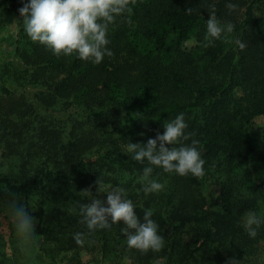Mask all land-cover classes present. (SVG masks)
Wrapping results in <instances>:
<instances>
[{"label":"trees","instance_id":"obj_1","mask_svg":"<svg viewBox=\"0 0 264 264\" xmlns=\"http://www.w3.org/2000/svg\"><path fill=\"white\" fill-rule=\"evenodd\" d=\"M21 6L0 0V28L19 25L15 60L0 62V193L34 217L44 264H84L82 251L107 264H264V226L254 239L241 227L246 212L264 215V0H129L100 64L33 42ZM209 14L233 31L211 40ZM180 113L204 175L152 166L144 178L147 161L126 145L163 133ZM98 179L124 188L141 219L153 210L160 251L128 247L122 222L87 229L82 191L106 199ZM149 179L162 190L145 194ZM21 253L13 263H27Z\"/></svg>","mask_w":264,"mask_h":264},{"label":"clouds","instance_id":"obj_2","mask_svg":"<svg viewBox=\"0 0 264 264\" xmlns=\"http://www.w3.org/2000/svg\"><path fill=\"white\" fill-rule=\"evenodd\" d=\"M21 3L18 12L23 19L25 33L33 42L45 46L55 55L75 54L80 60L100 64L105 56L112 55L107 47L110 43L109 25L124 13L129 0H21ZM187 11L190 13L191 9ZM206 31L208 37L215 40L223 33H231L233 25H222L214 14H209ZM237 44L240 48L245 47L240 41ZM163 127V133L158 132L146 143L129 142L124 149V153L131 154L135 161H147L149 166L143 168V177L147 179L151 176L152 166L180 176H203L205 160L200 142L191 138L192 133L186 132L188 125L184 114H178ZM96 183L97 191L106 193V199L94 198L87 189L82 191L91 200L79 205V214L87 229H108L122 222L121 234L126 238L128 247L142 252L160 251L165 241L159 234L158 223L152 219L153 210L145 209L141 219L124 188L105 185L100 179ZM163 187L158 180L149 179L143 190L149 194L159 192ZM9 208L10 223L17 236L22 242L33 240L38 234L30 211L18 200L12 202ZM262 226L264 215L256 211H248L241 217V227L249 238H256ZM228 264H239V261L232 258Z\"/></svg>","mask_w":264,"mask_h":264},{"label":"rangeland","instance_id":"obj_3","mask_svg":"<svg viewBox=\"0 0 264 264\" xmlns=\"http://www.w3.org/2000/svg\"><path fill=\"white\" fill-rule=\"evenodd\" d=\"M18 30V23L0 28V62L15 60L13 41ZM257 122L259 125H262L264 127L263 119H259ZM210 189L214 190V187L211 186ZM103 195H105V193H103ZM3 198L4 196L0 193V237L2 236L0 238V241L4 244L3 246V244L0 243V264H15L16 262H13L15 258L14 252L16 251V248L20 251H23V253L19 254V256L27 259L26 264H44V261L46 259L45 254L37 249L38 246L42 243L43 238L41 236H36L31 241L22 242L10 223L11 213L9 205L12 202L17 201L18 199L8 197V199L3 200ZM1 252H5L7 254V257L2 256ZM93 255L96 256V253L88 254L86 251H82L80 258L83 260L84 264H107L105 261H100V256H97L99 262H94L92 260ZM75 263V260L68 261V259H65L64 263L62 264ZM118 264H127V262L123 260Z\"/></svg>","mask_w":264,"mask_h":264}]
</instances>
